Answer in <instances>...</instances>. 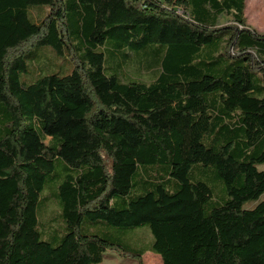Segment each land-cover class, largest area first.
Listing matches in <instances>:
<instances>
[{
	"label": "trees",
	"instance_id": "trees-1",
	"mask_svg": "<svg viewBox=\"0 0 264 264\" xmlns=\"http://www.w3.org/2000/svg\"><path fill=\"white\" fill-rule=\"evenodd\" d=\"M43 48L70 68L46 72ZM130 63L151 81L121 79ZM59 161L53 243L37 208ZM262 164L264 33L246 0H0V264H264V201L243 209ZM211 166L222 197L198 174ZM141 228L151 244L124 241Z\"/></svg>",
	"mask_w": 264,
	"mask_h": 264
},
{
	"label": "rangeland",
	"instance_id": "rangeland-1",
	"mask_svg": "<svg viewBox=\"0 0 264 264\" xmlns=\"http://www.w3.org/2000/svg\"><path fill=\"white\" fill-rule=\"evenodd\" d=\"M246 20L248 26L255 29L259 33H264V0H246ZM220 25L231 26L233 25L231 16H223ZM34 54L36 57L35 63L44 67L46 72L60 71L62 68L68 69L71 66L69 57H58L50 48L35 49ZM122 62V58H119L116 62L118 64ZM31 60H28V67H33ZM117 74L121 79H141L144 81H151L153 74L137 68L135 63H130L123 66L118 70ZM23 82H31V76L26 74L22 75ZM49 139L47 140V142ZM258 168L264 171V164L259 165ZM65 174V164L63 162H57L55 169L46 176V183L44 189L40 194V201L38 204V219L42 226L39 229H45L47 232L43 235L45 240L50 242H56L54 238L63 237L65 235L64 226L61 223L60 215L61 209L56 199V191L61 177ZM200 179L212 188L215 195L222 197L224 195L223 185L219 183L213 177V167H209L208 170L203 169L198 172ZM264 201V194L259 200H251L244 204L243 209H252L259 202ZM123 239L126 242L133 243L134 245H149L153 241V236L148 228H141L135 231H129L123 235ZM154 254L147 253L143 258V264H158ZM101 264H139L138 258L124 257L115 252H107L104 255V261Z\"/></svg>",
	"mask_w": 264,
	"mask_h": 264
},
{
	"label": "crops",
	"instance_id": "crops-1",
	"mask_svg": "<svg viewBox=\"0 0 264 264\" xmlns=\"http://www.w3.org/2000/svg\"><path fill=\"white\" fill-rule=\"evenodd\" d=\"M153 257H155L156 259H158L157 260L158 264H162V260H161V258L159 256L153 255Z\"/></svg>",
	"mask_w": 264,
	"mask_h": 264
}]
</instances>
